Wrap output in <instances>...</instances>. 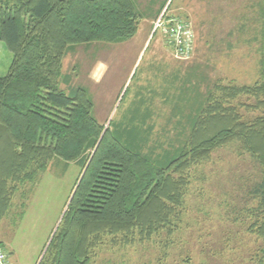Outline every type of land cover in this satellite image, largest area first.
<instances>
[{"label":"trees","instance_id":"16d2710c","mask_svg":"<svg viewBox=\"0 0 264 264\" xmlns=\"http://www.w3.org/2000/svg\"><path fill=\"white\" fill-rule=\"evenodd\" d=\"M12 1L0 0V41L14 55L0 77V220L10 213L20 186L35 183L55 158L83 162L40 264H90L107 237L126 245L174 232L182 222L193 167L232 143L262 169L249 230L264 240V0L259 5L260 78L253 84L212 83L197 112L189 115L182 144L167 149L160 162L105 131L84 86H62L64 59L72 47L119 43L136 35V1ZM240 107L261 114L248 120ZM261 251L264 264V247Z\"/></svg>","mask_w":264,"mask_h":264},{"label":"rangeland","instance_id":"374dc122","mask_svg":"<svg viewBox=\"0 0 264 264\" xmlns=\"http://www.w3.org/2000/svg\"><path fill=\"white\" fill-rule=\"evenodd\" d=\"M135 1L136 35L119 43L72 47L64 59L62 86H84L105 131L160 162L167 149L182 144L189 115L197 112L212 83L253 84L260 78L262 16L258 0H165L166 15L190 22L197 35L193 55L183 59L150 25L152 7ZM13 57L0 41V77ZM240 108L248 120L261 114ZM82 167L83 162L57 157L35 183L14 193L10 213L0 220L5 248L0 246L12 264H40ZM262 176L259 163L236 143L218 149L211 160L193 167L178 229L126 245L107 237L90 264H261L264 240L249 227Z\"/></svg>","mask_w":264,"mask_h":264},{"label":"built area","instance_id":"2783aa9c","mask_svg":"<svg viewBox=\"0 0 264 264\" xmlns=\"http://www.w3.org/2000/svg\"><path fill=\"white\" fill-rule=\"evenodd\" d=\"M155 30H161L165 34L168 45L179 58L188 59L193 55L195 44V31L191 23L166 15V9L154 22ZM0 264H8V254L0 246Z\"/></svg>","mask_w":264,"mask_h":264},{"label":"crops","instance_id":"0c3cea01","mask_svg":"<svg viewBox=\"0 0 264 264\" xmlns=\"http://www.w3.org/2000/svg\"><path fill=\"white\" fill-rule=\"evenodd\" d=\"M142 2H146V3H148L149 5L148 6H150V7H152V12H151V18H149L150 19V25L152 26V25H154V22H155V20L157 19V17L164 11V9L166 8V5H167V3H166V1L165 0H163L161 3H159L158 4V2H156L155 3V1L154 0H141L140 1V3L142 4ZM258 7H259V5H260V0H258ZM181 8V7H180ZM167 10H169V9H167ZM259 13H260V8H259ZM261 20V19H260ZM261 27H262V24H261V22H260V29H261ZM260 29H259V31H260ZM260 35V34H259ZM197 36V35H196ZM259 44H260V42H259ZM164 96V95H163ZM164 100V102H166V100L165 99H163ZM179 102V101H178ZM175 108H178V109H183V107L181 106V105H176L175 106ZM150 116H152L153 114H149ZM180 115L181 114H179L178 116L180 117ZM178 116H175V117H178ZM183 117H185L184 115H183ZM182 118V117H181ZM180 118V119H181ZM0 242H2V240H0ZM1 246L3 247V248H5L4 247V244H3V242L1 243ZM8 252V251H7ZM8 254V253H7ZM8 264H12L10 261H9V256H8Z\"/></svg>","mask_w":264,"mask_h":264}]
</instances>
